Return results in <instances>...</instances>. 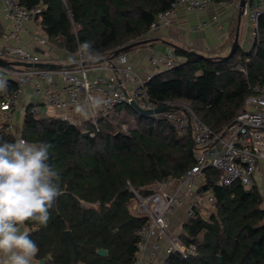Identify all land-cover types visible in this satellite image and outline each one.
<instances>
[{
	"label": "trees",
	"instance_id": "trees-1",
	"mask_svg": "<svg viewBox=\"0 0 264 264\" xmlns=\"http://www.w3.org/2000/svg\"><path fill=\"white\" fill-rule=\"evenodd\" d=\"M173 1L18 0L27 9L42 7L35 20L49 43L77 56L78 44L90 41L101 58L147 39L154 17ZM189 52L173 49L174 58L181 60L169 70L154 73L145 90L156 108L185 102L201 122L220 135L242 110L248 85L264 82V14L250 51L238 47L230 58H203ZM8 84L13 90L14 84ZM29 108L19 136L0 124V137L53 146L49 162L62 177L61 195L50 210L47 227L31 221L22 225L40 249L36 261L133 264L136 232L146 220L130 215L129 187L145 196L155 183L181 178L195 165L190 136L179 133L160 116L138 115L127 103L114 110L134 119L135 128L127 133L115 130L109 115L97 119L98 131L94 132L90 121L75 125L61 118L35 117ZM217 180L215 169L204 170L198 190L212 194L214 209L206 218L197 211L182 226L180 239L185 245L193 244L195 253L185 259L171 255L166 264H264V199L260 191L255 184L244 187L239 182L220 187ZM66 230L77 245V261L63 234ZM98 249L106 250L107 256H98Z\"/></svg>",
	"mask_w": 264,
	"mask_h": 264
},
{
	"label": "built area",
	"instance_id": "built-area-1",
	"mask_svg": "<svg viewBox=\"0 0 264 264\" xmlns=\"http://www.w3.org/2000/svg\"><path fill=\"white\" fill-rule=\"evenodd\" d=\"M4 19L11 23L13 32L10 39L18 40L24 24L35 22V14L42 10L40 5L27 9L18 0H2ZM214 6H231L239 9V0H174L170 7L157 14L149 28V34L170 26L174 15L180 10L205 11ZM264 14V0L258 3L249 2L242 9V16L248 21L249 35L254 41L258 35V21ZM205 25V23H203ZM148 34V35H149ZM9 38V37H8ZM39 45H47L46 37L34 36ZM76 62L85 61L80 55ZM0 59L9 62L39 63V55L19 46H0ZM148 64L153 72L169 70L178 64L173 53L159 54L152 52ZM4 81L14 84L12 91H0V112L8 113L17 108L20 97L26 88H31L32 96H45V105L49 108L72 110L83 99L88 106L90 125L98 131L97 119L102 113L109 115L121 104L127 103V96L142 110H153L156 107L149 99L145 84L152 76L142 77L137 73L126 57L119 54L109 63L97 66H78L71 69L46 70L37 68L15 67L7 70L0 67ZM96 71H101L99 74ZM239 71L245 74L243 68ZM90 72H95L89 77ZM58 75L59 80L54 79ZM249 93L244 98L242 110L220 135L201 122L188 105L172 104L160 116L169 122L179 133L188 134L193 141L195 165L178 179L167 178L152 187L148 195H140L132 187L128 211L131 216L144 218L145 225L136 232V253L133 264H166L167 257L178 254L186 258L195 253L193 244L185 245L180 234L171 230V217L180 207L185 206L186 219L193 218L196 212L214 209V198L208 192L198 190L196 182L203 178L207 168L218 172L217 185L229 187L239 182L244 187L253 185V175L259 164L264 166V82L248 85ZM99 94L106 103L99 110L92 111L90 98ZM29 111L37 117L39 104L31 103ZM189 125L191 132L189 133ZM90 136H93V133ZM172 182L177 189L171 192L165 188ZM182 189V190H180ZM264 199V190L261 192Z\"/></svg>",
	"mask_w": 264,
	"mask_h": 264
},
{
	"label": "crops",
	"instance_id": "crops-1",
	"mask_svg": "<svg viewBox=\"0 0 264 264\" xmlns=\"http://www.w3.org/2000/svg\"><path fill=\"white\" fill-rule=\"evenodd\" d=\"M249 2L258 3V0H248ZM238 8L231 6H214L209 7L205 11H185L180 9L172 18L170 26L163 27L147 36V39H154L145 46L138 47L126 53L128 62L132 68L142 77L153 75L152 68L148 64V56L152 53L166 54L173 53V49L179 48L184 51H195L196 53L208 58H222L225 57L230 49L234 39L235 29L238 25ZM205 23V25H203ZM248 21L241 16L238 29V47L241 51H250L253 40L249 35ZM13 32L12 25L4 19L3 3L0 0V46H19L33 53L39 55L42 62H50L57 64L76 63V57L69 55L64 50L47 43V45H39L34 36L46 37L41 29L39 21L29 22L24 24L23 31L18 34L19 39H10ZM9 37V38H8ZM56 50H59L58 52ZM177 58V61H180ZM101 74V71L96 73ZM95 72H90L88 75L92 77ZM54 79L59 80V76L55 75ZM0 80L4 81V75L0 71ZM11 81H6V91H12ZM93 97H100L99 94L94 93ZM45 96L35 98L32 96L31 88H26L19 99L17 108L8 113L0 112V124H6L12 133L19 136L22 125V120L25 110L28 106L37 102L39 104V111L37 117H56L67 120L72 124L81 125L88 121L87 118L76 113L75 109H61L56 110L45 105ZM79 105H85L81 99ZM99 110V109H97ZM123 113V112H122ZM107 115V114H104ZM102 117V113L99 115ZM18 126V129H17ZM203 178L197 180V186L201 185ZM253 184L261 192L264 190V166L261 164L256 168L253 175ZM177 189V183L172 182L165 190L171 192ZM182 190V189H180ZM264 208V203H262ZM186 207L178 208L171 217V229L175 233V228H182L186 221L185 215ZM202 217L205 216L206 210L198 212ZM210 213H208L209 215ZM21 230L25 227L20 226Z\"/></svg>",
	"mask_w": 264,
	"mask_h": 264
},
{
	"label": "clouds",
	"instance_id": "clouds-1",
	"mask_svg": "<svg viewBox=\"0 0 264 264\" xmlns=\"http://www.w3.org/2000/svg\"><path fill=\"white\" fill-rule=\"evenodd\" d=\"M78 52L91 61L101 58L90 41L78 44ZM3 90L6 82L0 80ZM105 103L100 97L90 98L92 111ZM75 111L85 118L89 114L87 105H77ZM52 147L47 142L0 137V264H39L38 245L20 226L31 221L47 227L50 210L61 195L62 177L49 162Z\"/></svg>",
	"mask_w": 264,
	"mask_h": 264
},
{
	"label": "water",
	"instance_id": "water-1",
	"mask_svg": "<svg viewBox=\"0 0 264 264\" xmlns=\"http://www.w3.org/2000/svg\"><path fill=\"white\" fill-rule=\"evenodd\" d=\"M246 3H247V0H239L238 20H237L238 21V25H237V27L235 29L234 39H233L232 44L230 46L229 52L223 58H230L234 54L236 49L238 48L239 23H240V18L242 16V9L245 7ZM152 41H154V39H144V40L133 42L131 44L125 45L123 47H120L119 49H116L113 52V55L111 57H104V58H101V59H98V60H94V61L85 60V61H83L81 63L76 62V63H68V64H64L63 65V64L50 63V62H39V63H35V64L25 63V62H18V61L9 62V61L0 59V67L4 68V69H7V70H11V69H13L15 67H22V68H26V69H28V68H37V69H46V70L55 71V70H60V69H71V68H75V67H78V66H97V65H100V64H103V63H109V62H111L112 59L117 57L119 54H121V53L126 54L132 48L140 46V45L148 44V43H150ZM189 53L193 54V55H197L199 57L205 58L204 56H202V55H200L198 53L192 52V51L189 52ZM126 102H127V104H129L133 108V110L138 115L146 116V117H152V116L159 115L161 113L166 112L170 108V107H163V108H155L153 110H142L128 96H127V101ZM234 123L235 122H233L232 124H234ZM190 132H191V127L189 125V133ZM82 135L83 136H87V133L83 132ZM191 146L193 147V141L192 140H191ZM63 234L66 237V239L70 242V244L72 245L73 252H74V261H77V245L74 242V240L72 239L71 233L68 230H66V231L63 232ZM96 254L98 256L105 257V256H107L108 253L104 249H98L96 251ZM219 260H220V258H219ZM43 262L44 261H40L39 264H43Z\"/></svg>",
	"mask_w": 264,
	"mask_h": 264
},
{
	"label": "rangeland",
	"instance_id": "rangeland-1",
	"mask_svg": "<svg viewBox=\"0 0 264 264\" xmlns=\"http://www.w3.org/2000/svg\"><path fill=\"white\" fill-rule=\"evenodd\" d=\"M57 52L59 50H56ZM240 65L236 66V69L239 70ZM175 104L177 105H187L185 102H176ZM109 119H110V123L113 126V128L115 130H119L123 133H127L129 130L134 129L135 128V121L132 117H129L127 115H125L124 113H118L116 111H114L113 113L109 114ZM18 129V126H17ZM264 203V202H262ZM212 210L211 209H206V213L204 218H206L208 216V213H210ZM187 220V219H186ZM173 231V228L171 229ZM176 234H181L183 232L182 228L178 227L174 229Z\"/></svg>",
	"mask_w": 264,
	"mask_h": 264
}]
</instances>
